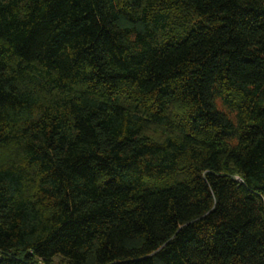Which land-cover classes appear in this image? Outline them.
Here are the masks:
<instances>
[{
    "label": "trees",
    "instance_id": "obj_1",
    "mask_svg": "<svg viewBox=\"0 0 264 264\" xmlns=\"http://www.w3.org/2000/svg\"><path fill=\"white\" fill-rule=\"evenodd\" d=\"M0 264H264V0H0Z\"/></svg>",
    "mask_w": 264,
    "mask_h": 264
}]
</instances>
